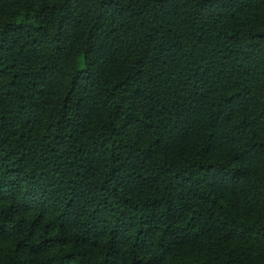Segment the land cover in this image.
Here are the masks:
<instances>
[{
  "label": "trees",
  "instance_id": "1",
  "mask_svg": "<svg viewBox=\"0 0 264 264\" xmlns=\"http://www.w3.org/2000/svg\"><path fill=\"white\" fill-rule=\"evenodd\" d=\"M0 264H264V0H0Z\"/></svg>",
  "mask_w": 264,
  "mask_h": 264
}]
</instances>
